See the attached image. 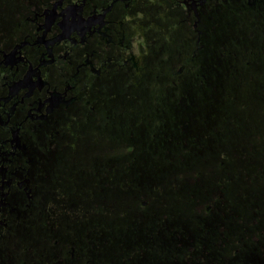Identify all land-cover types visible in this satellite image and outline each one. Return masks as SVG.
I'll return each mask as SVG.
<instances>
[{"label":"flooded vegetation","instance_id":"af4514ba","mask_svg":"<svg viewBox=\"0 0 264 264\" xmlns=\"http://www.w3.org/2000/svg\"><path fill=\"white\" fill-rule=\"evenodd\" d=\"M259 112L264 0H0V264H112L83 191L178 175L192 229L169 226L189 256L170 264H264V195L237 194L264 185L236 162L264 144Z\"/></svg>","mask_w":264,"mask_h":264},{"label":"rangeland","instance_id":"374dc122","mask_svg":"<svg viewBox=\"0 0 264 264\" xmlns=\"http://www.w3.org/2000/svg\"><path fill=\"white\" fill-rule=\"evenodd\" d=\"M259 113L261 119L264 120V112ZM246 119L251 121L249 116ZM262 146L264 147L263 143L258 144V155H252V157L246 155L236 162L241 163L243 168L249 170H251L250 165L252 167L257 165H260V168L264 167V148ZM250 147V143H242L237 151L244 152ZM202 175L193 174L191 177L198 179ZM212 177L211 174L205 175L202 185L205 187L203 189L211 187ZM189 179L190 177H188ZM186 182L185 176L178 175L175 176V179L171 176H164L159 188L154 191L144 190L127 193L122 190H114L106 192L102 186H98V190L88 189L82 194L80 210L82 220L91 223V225L92 223L97 224L100 235L113 232L115 241H118L116 244L118 250H112L109 255L112 264H155L156 261L160 264H170L173 259L178 257L184 260L189 257L188 254L173 253L172 255L164 242L170 236L169 226L172 225V222L181 223L180 226L187 224L192 229L191 224L187 223V220L189 221L188 215H191L192 212L188 214L185 208L173 207L175 204L180 205L177 200L190 199L192 189L190 192L184 188ZM260 182V178L258 181L254 177L245 186L239 187L238 199L244 202L252 200V195H264V185ZM204 199L201 198V200ZM143 201L148 202L147 207L142 204ZM156 210L159 212L158 214H155ZM141 229H144L150 243L147 246H144V243L142 246L132 245L130 241H135L138 237L143 236Z\"/></svg>","mask_w":264,"mask_h":264}]
</instances>
